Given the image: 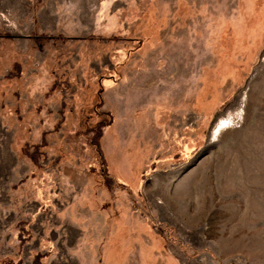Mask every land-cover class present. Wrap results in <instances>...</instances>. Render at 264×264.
<instances>
[{
	"label": "rangeland",
	"instance_id": "1",
	"mask_svg": "<svg viewBox=\"0 0 264 264\" xmlns=\"http://www.w3.org/2000/svg\"><path fill=\"white\" fill-rule=\"evenodd\" d=\"M0 264H264V0H0Z\"/></svg>",
	"mask_w": 264,
	"mask_h": 264
},
{
	"label": "trees",
	"instance_id": "2",
	"mask_svg": "<svg viewBox=\"0 0 264 264\" xmlns=\"http://www.w3.org/2000/svg\"><path fill=\"white\" fill-rule=\"evenodd\" d=\"M99 136H100V130L97 131L96 136H95V139L93 140V141H94L93 143L95 144L96 149H97L98 152H100V146H99V142H98ZM100 153H101V152H100ZM102 163L104 164V161H103ZM102 171H103V173H104L105 175H107V172H106V169H105L104 165H103ZM117 181H118V183H120V184H122V185H123V183H124L123 181H121V180H119V179H118Z\"/></svg>",
	"mask_w": 264,
	"mask_h": 264
},
{
	"label": "bare ground",
	"instance_id": "3",
	"mask_svg": "<svg viewBox=\"0 0 264 264\" xmlns=\"http://www.w3.org/2000/svg\"><path fill=\"white\" fill-rule=\"evenodd\" d=\"M218 128H220V127H218ZM216 129H217V127H216ZM218 131V130H217Z\"/></svg>",
	"mask_w": 264,
	"mask_h": 264
}]
</instances>
